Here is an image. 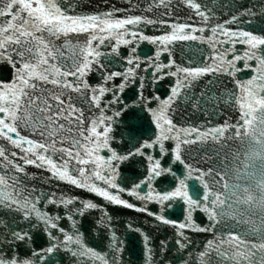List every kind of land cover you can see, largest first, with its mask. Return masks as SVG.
I'll return each instance as SVG.
<instances>
[{
  "label": "snow or ice",
  "instance_id": "1",
  "mask_svg": "<svg viewBox=\"0 0 264 264\" xmlns=\"http://www.w3.org/2000/svg\"><path fill=\"white\" fill-rule=\"evenodd\" d=\"M125 2L126 9L75 13L77 5L61 0H0V65L13 70L12 79L0 80V264H59L61 253L69 264H128L127 237L101 205L44 190L36 180L66 183L151 217L152 227L172 228L173 236L155 245L126 223L141 237L143 264H264V35L243 27L264 19V3ZM180 5L190 10L186 20L175 16ZM223 8L232 11L225 20L217 15ZM149 27L160 34H145ZM80 35L84 42L74 43ZM186 42L205 46L202 60L177 63L174 48ZM145 43L152 52L142 55ZM92 75L98 82H89ZM205 77L211 79L197 92ZM165 79L172 83L162 98L156 86ZM132 89L135 98L126 100ZM179 104L239 115L212 127H181L174 122ZM145 116L153 129L146 139L138 130ZM236 140L243 151L228 150ZM194 145L199 150L189 156ZM138 161L145 174L128 183L121 169ZM164 177L175 186L158 188ZM177 206L179 221L167 215ZM93 212L100 214L91 231L104 236L103 249L83 231ZM37 233L47 241L39 249ZM197 233L212 238L196 248Z\"/></svg>",
  "mask_w": 264,
  "mask_h": 264
},
{
  "label": "water",
  "instance_id": "2",
  "mask_svg": "<svg viewBox=\"0 0 264 264\" xmlns=\"http://www.w3.org/2000/svg\"><path fill=\"white\" fill-rule=\"evenodd\" d=\"M209 5H211V0H206ZM221 3H228L233 2L235 3L236 0H220ZM62 5L64 3L68 4H75V13H96V12H106L110 10L111 6H115L116 8L126 9L129 5L125 2V0H61ZM133 3H136V0H133ZM261 3H264V0H239L238 8L248 7L250 5H257L259 6ZM130 14L140 15L139 11H133ZM232 14L228 8H223L222 10H217V15L220 17L221 20L227 19ZM190 15V10L185 6H178L175 9V16L180 18L181 20H186ZM246 19V18H245ZM245 30L253 31L256 34L264 35V19L257 17L255 23L251 25H244ZM145 34L147 35H159L160 31L155 30L151 27L145 29ZM74 43L79 42L83 43L85 40L84 35H80L78 37H72ZM238 48L242 46L238 45ZM205 48L204 45H199L196 42H186L182 45H177L174 48V57L178 64L187 65L188 61L198 62L203 59L200 55L198 49ZM102 51L108 52L110 48H102ZM206 51V48H205ZM140 52L143 55L144 53H151L152 46L148 44H142L140 48ZM121 53H125V49H121ZM195 66V63L193 64ZM110 70H112L110 68ZM13 70L11 67L7 65H0V80L8 81L12 79ZM242 77L247 78L251 75L250 72H243L240 74ZM211 79V77H205L204 80H201L196 87V91L199 92L201 88L204 87L205 82ZM224 83L227 84V88L231 89L233 85L231 82L226 78H221ZM90 83L98 82V78L96 75H92L89 80ZM119 83V80L116 81ZM171 79H165L156 86V91H158L159 95L164 98L168 95L169 86L171 85ZM223 89H218V91H222ZM148 94V93H146ZM135 98V89H132L127 93L125 96L126 100L134 99ZM222 115H214L211 111L208 113H204L203 111H194L190 105L179 104L177 106V112L174 116V122L181 127H188V126H199L201 128L204 127H212L214 125H221L226 120H230L235 122L238 118L239 113L232 111L227 108H221ZM139 131L143 132L144 138L146 139L151 132L153 131L151 124L148 122L147 116H145L141 122V127L138 129ZM126 147V146H125ZM169 147L171 145L169 144ZM240 149L241 151L244 148L240 145L238 140L228 142V150H237ZM199 150V146L194 145L192 146V150L188 153L189 156L195 154ZM107 155V153H103ZM223 154V153H222ZM241 160H243V156H241ZM168 159H165L164 164L167 165ZM192 163L196 164L198 167H207L208 165H201L199 164L198 160H193ZM242 169V165H238ZM175 170L179 173L182 171L181 166L177 164L175 166ZM123 175L127 178L128 183H131L133 180H137L144 176L143 170V162H133V164L127 168L121 169ZM30 173H35L37 175H43L45 179H48V173L43 172L41 173L38 169L30 168ZM36 185L43 188L44 190H51V191H58L63 194H71L75 197H80L83 199H90L101 205L107 213H109L114 218V226L117 229L118 235H125L127 237L128 247L126 250V256L130 259L128 264H143L142 258V246H141V237L136 233H129L125 227L126 223H133L134 226L142 228L145 232L149 233L153 238V242L155 245H158L161 240L165 238H169L173 236V230L170 227L161 225L160 227H152L153 220L151 217L146 216L143 213H139L133 210H129L124 207L110 205L107 201L103 200L100 197H97L91 193H88L84 190H79L72 188L70 185L66 183H58L56 181H52L51 185L44 184L40 180L35 181ZM54 185V187L52 186ZM158 188L162 190H166L175 186V181H173L170 177H164L160 179L156 185ZM124 199H129L131 201L132 198H129L127 195L123 196ZM151 210L156 211V206L151 205ZM100 214L93 212L91 217L84 219L83 222V231L87 234L88 240L94 248L103 249L106 243V240L103 235L96 233L95 235L91 231L93 228V220L95 217ZM169 217L174 220L179 221L182 216V206H177L174 210L167 213ZM196 219L199 223H204V217L200 214H196ZM245 226H240L239 231L243 232ZM211 235L207 234H192V239L194 241L196 248H202L203 242L207 239H211ZM46 237L42 233H37L34 237V247L39 249L41 247L46 246ZM195 250V249H194ZM20 253L23 255H28L27 250L24 247H20ZM59 255V264H69V261L64 256V254ZM169 257L173 256V253L170 252ZM55 259V258H54Z\"/></svg>",
  "mask_w": 264,
  "mask_h": 264
}]
</instances>
